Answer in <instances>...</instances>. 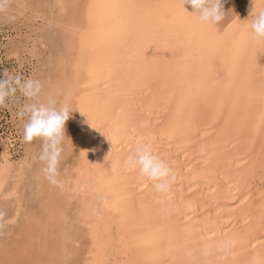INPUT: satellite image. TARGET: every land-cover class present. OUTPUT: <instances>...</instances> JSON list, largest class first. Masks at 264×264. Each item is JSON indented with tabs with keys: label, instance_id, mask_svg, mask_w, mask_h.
I'll return each mask as SVG.
<instances>
[{
	"label": "bare ground",
	"instance_id": "bare-ground-1",
	"mask_svg": "<svg viewBox=\"0 0 264 264\" xmlns=\"http://www.w3.org/2000/svg\"><path fill=\"white\" fill-rule=\"evenodd\" d=\"M50 1L71 34L65 39L69 54L55 58L53 90L46 96L58 97L70 65L88 64L61 102L70 105L84 86L74 103L81 108L87 99L76 136L80 156L75 173L56 190L43 179L35 182L43 212L26 205L24 211L18 201L11 213L18 222L14 236L0 235V264H264L262 41L252 39L249 26L264 0L234 36L218 71L213 45L226 21L201 24L189 4ZM143 143L175 172L165 193L128 163ZM13 158L11 149L2 154L0 195L12 177ZM41 168L36 178H43ZM19 175L13 194L20 192ZM73 199L81 206L75 207L76 224L66 220ZM229 238L234 242L225 250L215 249ZM206 246H212L207 254Z\"/></svg>",
	"mask_w": 264,
	"mask_h": 264
},
{
	"label": "rangeland",
	"instance_id": "rangeland-1",
	"mask_svg": "<svg viewBox=\"0 0 264 264\" xmlns=\"http://www.w3.org/2000/svg\"><path fill=\"white\" fill-rule=\"evenodd\" d=\"M259 2L260 0H222V3H225L227 5V7L223 5V8L225 7L224 22L226 21L227 23H224L223 32H219L218 37L214 40L213 68L215 71L221 69V60L224 59L225 53L230 50L229 46L235 40L234 36L243 31L245 22L248 21L251 12ZM53 3L54 2L50 0H12L10 5L11 7H8V11L10 10V14L7 13V15L13 16L14 20L0 18V79H3V75L5 73L19 76L22 80L27 78L37 79L41 81L44 86V91H46L45 97H47L46 95L48 91L51 93V90H53V82H51V80L54 81V79L51 78L53 77L54 73L53 67L55 66V58L57 56L63 57L69 54V51L67 50L65 45V39L71 34L67 30H65L64 27H62V23H60L62 19V16L60 15L62 14L59 15L58 10H56ZM26 4L29 6H27ZM30 4L33 5V7ZM42 4H44V6ZM30 6L31 8H29ZM38 6L41 7V9ZM81 8L82 6L80 7V9ZM34 9L36 10V12ZM54 13L56 19L54 18ZM27 14L29 15L27 16ZM85 22H87V20H85ZM60 27H62L63 30ZM42 39H44V45L41 42ZM214 46H216V48ZM93 52L94 51L92 50H90V52L87 50L89 56H91ZM82 56V58L84 59L87 55ZM257 58L261 66L257 80L259 86L264 87V41H262L260 44ZM70 67V72L67 71L70 76L68 81L61 83V86L59 85L62 90L58 93V97L53 98L57 101L58 105L63 101L66 92L71 90H73L74 92V87L76 84L75 82L77 79H79V76L82 72L84 73L85 71H87L88 64L84 59L83 66L81 63H74V65H70ZM80 69H82V71ZM43 77L44 79H47L44 80ZM83 87L84 86L82 85L79 87L80 91L78 93H75L72 100L70 101L72 112L65 124L66 138L63 144V149L65 151L62 152V155L64 156H62L59 164V179L61 181L64 180L67 174L75 173L76 167H74V165H77L78 158L80 156L78 155V151L81 149V147L78 146L76 136L82 129L81 123L83 122L86 115L87 99L83 100L84 102L81 108L77 107V104L79 102L78 100L80 96L82 95V93H84L83 91H81ZM25 102V97L22 96L19 91H17L16 95L7 101L6 106L0 107V161L3 152H5L6 149H11L15 164L14 170L11 175L12 177L10 178L8 183V187H6L3 194L0 195V208L3 210L2 212L6 213V221H11V213L13 212V209L18 206L17 203L19 200H21V209H24V207L22 208V206L26 205V207L28 208L37 209V212H43L42 210H44V207L46 205V203H42L43 194L40 193V189H36L35 182H37V179L39 183L42 179L44 180V183L49 182L45 180L44 177L39 179L34 175V171L39 170L38 168H40V166L43 167V165L38 160L34 159V157L37 156L42 150L43 142L37 139L33 140L31 143H25L23 140L24 121L17 116L19 108ZM74 103L77 106L74 105ZM74 145L78 148L74 147ZM69 146L72 149H70ZM68 151L70 154L67 153ZM76 154L78 156H76ZM64 160L66 161L64 162ZM20 173H22L23 175L22 183L20 185V192L18 194H13V192H10V189L13 188L15 180L21 178V176L19 175ZM48 188L53 191L59 187L50 184ZM68 192L70 193V191L67 190L64 195L69 194ZM61 196L62 195H59L57 197V201L63 199L61 198ZM78 200L79 199H73V201L68 205L69 209L66 220L69 222L67 223L76 224L78 222L77 219L79 217V210L75 208L81 207ZM24 211L26 210L24 209ZM15 223L11 221L8 224L7 228L4 230V234L6 235V237H8V239L11 236L13 237V234H15L13 229L17 226L18 222L16 224ZM84 242L85 244L83 250L86 251L88 248V240L85 239Z\"/></svg>",
	"mask_w": 264,
	"mask_h": 264
},
{
	"label": "clouds",
	"instance_id": "clouds-1",
	"mask_svg": "<svg viewBox=\"0 0 264 264\" xmlns=\"http://www.w3.org/2000/svg\"><path fill=\"white\" fill-rule=\"evenodd\" d=\"M12 0H0V18L14 20L7 15ZM181 6L191 5L193 13L201 24H219L225 16L222 0H179ZM252 39L264 41V10L250 18L249 22ZM17 91L25 97L26 102L17 112L23 123V140L31 143L33 140L43 142L42 150L34 157L43 167L41 173L49 184L61 187L59 179V164L62 158L63 143L66 138L65 124L72 109L67 102L57 104L51 97H45L41 81L33 78L21 79L8 73L0 79V107L6 106L7 101L16 95ZM131 168L138 170L141 177L153 182L154 189L159 193L167 192L175 179V172L169 164L154 153L153 146L143 143L135 148L129 156ZM6 213L0 212V235L4 234L11 221L5 220ZM234 241L232 238L217 242L216 250L222 251ZM212 246H206L205 254Z\"/></svg>",
	"mask_w": 264,
	"mask_h": 264
}]
</instances>
